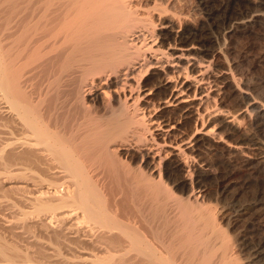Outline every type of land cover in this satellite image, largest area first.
<instances>
[{
    "label": "bare ground",
    "instance_id": "bare-ground-1",
    "mask_svg": "<svg viewBox=\"0 0 264 264\" xmlns=\"http://www.w3.org/2000/svg\"><path fill=\"white\" fill-rule=\"evenodd\" d=\"M152 1H0V100L28 135L9 138L5 126V178L53 190L36 209L57 239L87 250L80 264H264V221L254 223L264 193L232 207L226 227L251 223L260 231L251 248L249 236L229 237L228 215L204 206L264 164V102L241 87L220 44L264 14L229 19L213 39L192 25L193 9L170 14L176 1ZM230 100L236 113L223 108ZM2 242L0 258L13 264L17 251Z\"/></svg>",
    "mask_w": 264,
    "mask_h": 264
},
{
    "label": "rangeland",
    "instance_id": "rangeland-1",
    "mask_svg": "<svg viewBox=\"0 0 264 264\" xmlns=\"http://www.w3.org/2000/svg\"><path fill=\"white\" fill-rule=\"evenodd\" d=\"M174 1L177 2V4L175 5L176 7L173 9V7L169 5L168 7L170 8L168 12H170V10L174 11L177 8L176 11L177 14H179L180 12H188L189 10L193 9L194 19L196 20L192 21L193 23H195V24L192 23V25H196V26L202 25L203 28L207 31V35L211 38L213 37V39H215L217 36H220V33L223 31V28L225 27L229 19L231 20L233 25V23L236 22V19H238L242 15H245V13L248 10H259L261 11L260 12L261 14H264V0H251L252 3L249 0H203V2L205 1L204 5L201 6L199 4V1L201 0H179L181 2H178V0H174ZM152 2L148 4L149 9H153L155 6L154 0ZM168 2L169 0L157 1V3L160 4L162 3L161 4L162 6L166 4L163 7V9L168 8L167 7ZM160 4H158L160 6L159 8L162 9V6ZM182 9L184 11H182ZM173 11H171L170 14L176 12ZM207 11H210L212 13L210 19H207V15H206ZM159 13L160 12L158 11L157 14L160 15L161 13L160 14ZM158 15L156 14L153 15L152 20L154 18V20L157 22L158 27L156 26V30L159 31L160 22L157 20ZM164 15L165 14L163 13L161 14L160 16L161 19L164 18ZM220 44L221 45L224 44V46L226 45L225 47H228V49L225 48V54H226L225 58L229 57L226 59L227 61L229 59L228 63H230L231 66L233 65L232 67H234L233 69L235 74L237 73L238 77L243 79V83L240 82V85L242 84L241 87L248 89L250 87V91L253 94V96L254 97L256 96L257 99L264 102V16L261 19H259L255 24L248 26V28L241 27L237 29L230 35L229 38L222 39L221 37ZM207 45H209L210 47L212 46V44L210 43H207ZM235 69L237 70L235 71ZM84 99H85L84 102L87 103L86 105H88L87 99L85 97ZM2 102L3 100L1 99L0 100V135H2L3 132L4 133L8 132V129H6V127L9 126L7 128L10 129L9 130L10 136L8 134L7 135L3 134L2 136L4 137L0 136V139L3 138L1 141L4 142L6 136L7 137L9 136V138L14 137L13 139H15L16 137V140L18 139L22 141L24 139L26 140L28 138L27 133L25 134V131L18 125V123H16V121L15 122L13 121L14 119H12L13 117L9 113H6L5 110L3 111L4 102L3 103ZM235 102H236L235 100H230L228 103L223 105V108L224 109L226 108L225 110L229 109L231 112L234 111V113H236ZM62 114L63 112L61 111V114H59L60 117L61 118L63 117L65 119L66 116L65 115L61 116ZM211 116L212 114L208 115L206 121H208V119L210 118H211L210 120L214 121L213 119L214 117L212 118ZM60 117L58 116V120L59 121L61 120L60 123H63L62 121H64V123L65 121L67 122V119L64 120L63 118L61 119ZM263 119L264 117H262L260 123H264ZM7 120H9V122ZM4 122H6L7 124ZM14 125L15 126L18 125V126L15 127ZM213 125L214 124H212L211 126ZM4 127L5 129H3ZM11 128H13V130H11ZM22 136L25 138H23ZM257 136L259 139H262V142H264V128L262 131L257 133ZM22 151L21 150L17 151L16 153L17 156L21 157ZM256 161L257 163L261 162L260 159ZM260 166L261 167L259 168L258 174L255 173L249 175L246 172H242V171L239 172L233 178V183L230 185V188L226 191L224 195L217 197L215 191H212L211 195L209 196V199L206 201L207 204L206 202L204 204L205 207L208 206L209 208H212L210 210L215 211L216 216L218 218L221 216L225 217L228 215L227 217H225L226 218L225 222L222 223V226L223 225L225 226V227L223 226L226 229L225 231L226 232L229 231V233H227L228 235L239 233L241 235L244 234L247 237L249 236L251 241V244L248 246L249 248H251L252 245H254V242H257V239L260 236L259 234L260 231L258 232L252 231V229L250 228L251 223L245 224V226L242 228L238 226L239 228L237 227V228L227 229L226 227L227 224L229 223L228 219L230 220V217H232L233 215L232 207L250 204L254 200L261 198L262 196L261 193H264V164ZM1 167L2 166L0 165V177H1L0 178V242L3 241L2 242L3 245L10 246L17 251V254H13L15 259L13 264H68V263L73 264V262H75L74 264H80L78 255H80L81 252L86 253L87 250L81 249L77 244L74 243L73 244L65 243L63 241L62 236L60 238L61 240L57 239L58 235H56L53 232L52 227H50L51 223L49 222L50 218H49V214L46 213L47 211H38L36 209L37 200L38 199L45 200L47 198L52 199V197L50 196H53L51 194L53 190L48 188L49 187L48 185L41 183L39 184L37 181L31 178L24 179L19 183L18 182L16 183L13 180L10 181L8 180V178H5L6 177L5 173ZM19 185H22L23 186L22 188L24 189L20 187L18 188L19 189L18 190L16 187H19ZM262 202H264V198ZM261 208H263L262 215L259 217L258 220L254 222L255 225L258 224V222L264 221V205ZM21 211H23L24 213ZM36 211L39 214H37ZM65 216L67 217V220L69 219L68 223L69 222L71 223V221L73 220L72 217H74V215L72 214L70 215L69 213L66 214ZM45 228H47V230ZM84 233L86 232L85 231L81 232V235ZM230 235L229 237L233 236ZM81 237H84V235H82ZM75 251L77 252V254L75 253ZM245 253L246 250L241 252L239 255L240 256L242 255L241 257H245ZM3 259L4 258L2 257L0 258V264H7L8 262ZM104 264L106 263L104 262Z\"/></svg>",
    "mask_w": 264,
    "mask_h": 264
}]
</instances>
